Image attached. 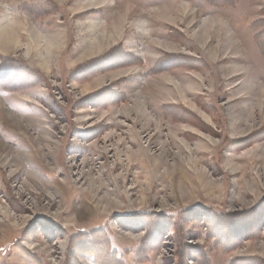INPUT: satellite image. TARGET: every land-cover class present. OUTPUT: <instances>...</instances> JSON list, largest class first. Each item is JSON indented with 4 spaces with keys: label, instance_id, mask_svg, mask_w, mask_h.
I'll use <instances>...</instances> for the list:
<instances>
[{
    "label": "rangeland",
    "instance_id": "obj_1",
    "mask_svg": "<svg viewBox=\"0 0 264 264\" xmlns=\"http://www.w3.org/2000/svg\"><path fill=\"white\" fill-rule=\"evenodd\" d=\"M88 2L0 0L64 41L0 50V264H264V0Z\"/></svg>",
    "mask_w": 264,
    "mask_h": 264
},
{
    "label": "bare ground",
    "instance_id": "obj_2",
    "mask_svg": "<svg viewBox=\"0 0 264 264\" xmlns=\"http://www.w3.org/2000/svg\"><path fill=\"white\" fill-rule=\"evenodd\" d=\"M60 1H64V0H60ZM106 2H109V0H90V2H88V5L93 7V6H98L99 4H104ZM180 10L185 15L192 14L193 16H192L191 20H193V19L195 20L196 15H195L194 9L190 8V5L188 3H182ZM16 14H14V16H12L8 11H6L4 14H2V17H1L2 21L0 22V50L4 53H7V54L19 52V49L21 48V46L23 44L21 42V39H20L21 35H19V33H16V31H17L16 28H18V27H16L17 26L16 24L18 21L17 18H15ZM9 17H11V21H9ZM118 18L122 20L123 26L121 25V23H119V21H117L118 22L117 25L114 26L113 24H111V28L113 30L110 28L109 23L105 24V22H102V21L91 22L90 28H93L94 31H93L92 40L89 42L90 43L89 44L90 45V49H89L90 51H88L89 55L106 49L110 45L111 42L117 41L119 33H120V35L123 34L124 22L127 20V16L126 15H119ZM115 20L116 19L112 20V23H114ZM207 22H209V21L208 20L204 21L205 25L202 26L200 30L199 29L197 30L196 28L193 29L194 36L197 39L198 38L201 39L203 41L202 42L203 45L208 44V40H209V38L213 32L212 29H216L218 27V26H214V25H208L209 23H207ZM220 22H221V20L219 21V23ZM146 23H147V20L142 19L137 24L138 29L141 30V32L143 31L145 34H147V31L150 28L146 25ZM25 24H26V27H24V24L20 25V27L23 31L28 32V43L23 44L24 52L22 54L25 57H31L32 53L34 51H37L39 53V56H40V60L38 61V65L44 69H48L49 68V58H50L49 54L52 53V49L56 48V49L60 50L63 47L64 41H62V38H59L57 36L41 33V31L38 28L32 26V24L27 20H25ZM99 29H102V31H103L100 34L98 33ZM203 33H205L206 35L204 36ZM41 44L46 45L45 47H46V50L49 54L45 55L39 50V47ZM164 47H167L168 49L173 50L176 47H178V45L177 44H165ZM211 50H212V47H211ZM208 52L210 53L211 57L216 58L218 56L217 55L218 50H215V51L208 50ZM122 73H123V71L112 73L111 78L119 76ZM124 73H125V71H124ZM104 80H105V78L103 77V78H100V80L96 81V82L102 83V82H104ZM250 86H251V88H253L254 83H252ZM178 92H179L180 97L182 99H185V100H187L186 102L191 103L189 98H187L185 96V94H184L185 92L183 93V91L180 89L178 90ZM263 97H264V89H263V93H262V98ZM139 101L140 102L137 104L140 105L142 107V110L147 113L148 117H150L151 115L144 108L143 102L141 100H139ZM191 105H192V103H191ZM126 108H127L126 110L131 109V107H128V106ZM9 111H11L10 108H8V112ZM156 124L160 125L159 121H157ZM196 124H198V123H196ZM208 136H209V139L212 140L213 143H216L215 138L211 137V135H208Z\"/></svg>",
    "mask_w": 264,
    "mask_h": 264
},
{
    "label": "trees",
    "instance_id": "obj_3",
    "mask_svg": "<svg viewBox=\"0 0 264 264\" xmlns=\"http://www.w3.org/2000/svg\"><path fill=\"white\" fill-rule=\"evenodd\" d=\"M223 1V0H222ZM259 26H263L264 27V21H263V23L262 24H260ZM263 33V32H262ZM261 33V34H262ZM259 34L258 35V37L256 38V42H257V44H258V46L262 49V52H263V54H264V39L263 40H261V36H263L264 34Z\"/></svg>",
    "mask_w": 264,
    "mask_h": 264
},
{
    "label": "clouds",
    "instance_id": "obj_4",
    "mask_svg": "<svg viewBox=\"0 0 264 264\" xmlns=\"http://www.w3.org/2000/svg\"><path fill=\"white\" fill-rule=\"evenodd\" d=\"M9 21H11V17H9Z\"/></svg>",
    "mask_w": 264,
    "mask_h": 264
}]
</instances>
